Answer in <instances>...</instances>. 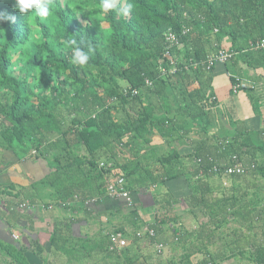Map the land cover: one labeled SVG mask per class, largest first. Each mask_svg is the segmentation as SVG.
Returning <instances> with one entry per match:
<instances>
[{"label":"trees","instance_id":"trees-1","mask_svg":"<svg viewBox=\"0 0 264 264\" xmlns=\"http://www.w3.org/2000/svg\"><path fill=\"white\" fill-rule=\"evenodd\" d=\"M100 2L53 0V15L40 19L19 13L15 0H0V12L16 17L15 23L0 22V161L5 149L17 155L35 150L46 157L55 169L38 182L42 186H35V195L50 188L44 206L53 203L71 213L55 223L48 253L35 238L28 246H7L2 254L16 264H30L29 250L44 264H58L55 255L61 251L67 255L62 264H155V253L158 264L226 259L264 264V183L257 184V179L264 181V123L255 134L242 121L228 118L212 85L214 68L190 62L227 48L238 52L234 60L264 71V47L251 46L264 41V0H117L118 8L132 3L127 16L101 12ZM170 27L182 41L175 72L165 57ZM184 27L189 28L186 34ZM69 37L88 54L84 67L72 64ZM225 41H230L227 47ZM125 86L139 91L125 95ZM191 133L199 137L193 152L183 155L178 142ZM234 155L245 173L214 170L215 164L222 169L232 165ZM101 161L124 172L125 186L136 197L133 208L125 212L127 205H121L108 217L121 219L112 233L128 237L124 246L114 245L104 228L86 236L73 230L82 209L90 216L91 202L111 196L108 179L114 174L110 167L101 168ZM181 177L189 193L179 198L166 182ZM143 190L154 202L149 224L140 215L138 193ZM182 203L183 212L198 221L195 229L175 210ZM231 221L239 225L224 231ZM220 240L229 251L212 248ZM156 242L166 248L177 244L183 254L162 259L165 252L156 250ZM150 248L155 250L150 253Z\"/></svg>","mask_w":264,"mask_h":264},{"label":"crops","instance_id":"crops-1","mask_svg":"<svg viewBox=\"0 0 264 264\" xmlns=\"http://www.w3.org/2000/svg\"><path fill=\"white\" fill-rule=\"evenodd\" d=\"M229 44L230 41H225L226 47ZM233 60L234 58L226 64L220 63L214 67L212 82L214 91L222 103V111L229 115L228 118L233 117L237 121L245 122V124L251 119L254 126L250 127L246 124L250 130H254L252 127L255 128L261 122L255 130L258 131L264 123V71L261 68L251 69L244 59ZM229 72L255 81L256 84L250 89L251 92L245 89L234 92L232 81L228 75ZM198 137L197 133H191L190 137L185 138L187 140L181 145L179 152L183 155L192 153L194 150L192 144ZM34 151L32 150L22 156V154L17 155L12 149H5L0 161V264H16L5 253L2 254L5 247L28 246L31 244V240L35 238L41 241L48 253L51 245V232L55 223L71 216V213L66 209L58 208V206H54L53 209L45 208L44 204L50 202V188L44 187L42 189L44 194L41 197L35 195V186H42L38 182L54 171L55 168L50 165L46 157L39 156L37 151ZM108 180L110 181L111 177ZM181 185H186V193H189V186L185 177L166 182V187L176 197H179ZM19 193H21L20 197L18 196ZM138 197L143 207L140 210L142 222L149 224L154 218L153 210L149 209V206L154 204L152 195L143 190L138 193ZM33 198L36 202L32 209L24 211L11 209L14 205L25 200L33 203ZM43 198L47 201H43ZM124 204V200L111 196L97 204L91 202L89 205L92 209L90 216H87L83 209L76 216L79 219L74 224V233L78 236L92 235L103 228L112 233L118 227L121 219L110 220V218L108 220V217L113 215L116 207ZM124 210L127 211L125 208ZM131 219L132 217L126 218V222H131ZM25 255L30 264H44L43 259L31 250ZM63 261L64 259H60L57 263L62 264Z\"/></svg>","mask_w":264,"mask_h":264},{"label":"built area","instance_id":"built-area-1","mask_svg":"<svg viewBox=\"0 0 264 264\" xmlns=\"http://www.w3.org/2000/svg\"><path fill=\"white\" fill-rule=\"evenodd\" d=\"M189 31V28L184 27L183 29V34L187 33ZM166 40L168 42V45L166 47V51H165V57L169 59V61L171 62V64L173 65V67L171 68V72H175L178 70V68L180 66H178V57L176 55V48L182 45V41L180 38V35L175 32L171 27L167 30L166 32ZM251 46L253 48H262L264 47V41L262 42H258V43H252ZM238 52L234 49H227V48H219L217 50L211 51L210 53L207 54L206 59L199 62V61H194L191 60L190 62L195 65V67L199 66V65H205L208 69H213L215 66H217L218 64L222 63V64H226L227 62H229L230 60H232L234 58V56L237 54ZM161 70L163 72V74H167L168 73V69L164 66H161ZM228 75L233 79L232 82V88L234 90V92H238L240 90L243 89H248V88H252L255 86L256 82L253 80H250L248 78H244L240 75L237 74H232V73H228ZM148 84H152V82L150 80H147ZM139 91V89L137 88H133L130 86H125L123 88V92L125 95H135L137 94ZM35 152V151H34ZM233 159V164L230 166H227L225 168H221V164H215L213 166L214 170L216 172L219 171H224V174H234V173H238V174H242L246 172V167L245 165L240 162V160H238V157L236 155L232 156ZM199 161H202V159H198ZM223 166V165H222ZM255 165L253 164L252 167H254ZM100 167L101 168H105L108 169L109 167L112 169L111 171V175L114 174L113 176H111V180L109 181V186H108V191H109V195H113V196H118V197H122L124 199H126V201L128 202V204L131 206V204L134 205V197L132 192L127 189V187L125 186L126 183V177L125 174L122 170L118 169V168H114L112 166V163L106 164L105 162H100ZM33 205L31 204V202L29 200H25L22 202H19L18 204L14 205L11 209L14 210H29L32 209ZM47 208V207H45ZM54 206L50 205L48 209H53ZM149 235L150 236H155L156 232L154 229H149L147 228ZM138 236H143V231H138L137 233ZM112 237V241L114 242V245L117 246H124L128 243V237L125 236L122 233H112L111 235ZM156 249L158 252L160 253H164L165 249H166V245L164 244V242H156Z\"/></svg>","mask_w":264,"mask_h":264},{"label":"clouds","instance_id":"clouds-1","mask_svg":"<svg viewBox=\"0 0 264 264\" xmlns=\"http://www.w3.org/2000/svg\"><path fill=\"white\" fill-rule=\"evenodd\" d=\"M13 7L21 14L31 13L30 15L34 17L45 19L53 15L55 5L53 4V0H15ZM98 7L103 13H107L111 10H116L118 14L127 16L131 11L133 5L132 3H128L126 6L118 8L117 0H101ZM32 10H35L34 13ZM8 20H10L12 23H15L16 17L14 15L9 16L3 12H0V22ZM66 45L72 48L74 52L72 64L79 65L80 67H84L85 65H87L89 56L88 54L82 52L78 46H76V39L69 37V39L66 41ZM91 51H93V49L89 48V52Z\"/></svg>","mask_w":264,"mask_h":264},{"label":"rangeland","instance_id":"rangeland-1","mask_svg":"<svg viewBox=\"0 0 264 264\" xmlns=\"http://www.w3.org/2000/svg\"><path fill=\"white\" fill-rule=\"evenodd\" d=\"M229 65H230V63H229ZM262 105V104H261ZM223 112V111H222ZM228 117V116H227ZM232 118V117H231ZM244 124H245V122H243ZM261 123V122H260ZM260 123L257 125V126H255V128H253L252 127V129H254L252 132H254L255 134H257L258 132H256L255 130L257 129V127L260 125ZM246 124L248 125V126H254V122L251 120V119H249V121H246ZM245 124V125H246ZM259 131V130H258ZM180 143H184V141L183 142H181V141H179L178 142V144H180ZM180 147H181V145H180ZM161 150L160 151H162V150H164V146H161V147H159ZM22 156H23V154H22ZM217 179H215V181H216ZM264 183V181H263V179H257V184H259V183ZM186 191H187V186L186 185H181V189H180V192L178 193L179 194V198L180 197H182V196H184V194L186 193ZM178 194H176L177 196H178ZM187 194V193H186ZM111 197H118V196H113V195H111ZM120 199H122V200H124V202H125V204L127 205V209L126 210H129V208L131 209V208H133L134 207V205L133 204H131V206L128 204V202L126 201V199H124V198H122V197H120ZM53 203H49V206L50 205H52ZM185 205V204H184ZM184 206H183V203L182 204H180L179 206H177V207H175V210L177 211V213L178 214H180V215H182V220H183V222H184V224L188 227V228H190V229H195L199 224H198V221L195 219V217L193 216V215H191V214H186V212H183V208ZM47 208H49V207H47ZM148 208V207H147ZM150 209V208H149ZM239 224L237 223V222H234V221H231L230 222V224L229 225H227V226H225L224 228H223V230L224 231H226V232H231V230L234 228V227H237ZM167 236H168V239L169 240H171L172 239V237H173V233H172V230H169L168 231V234H167ZM173 243V242H172ZM225 240H220L219 242H217L215 245H213L212 246V248L216 251V252H218V251H224V252H227V251H229V249H228V247H226V246H224L225 244ZM90 245H93V243L92 244H90ZM156 248V247H155ZM153 250H155L154 248H150L148 251H150V253L153 251ZM157 250V249H156ZM64 254V252H62L61 251V254H58V256L57 255H55L56 257H57V262L62 258V259H66L67 258V255L65 256V255H63ZM183 254V249H182V247H180L179 245H177V244H174V245H169L167 248H166V250H165V253H164V257H162V259H165V260H167V259H169V258H171V257H176V258H180L181 257V255ZM157 256V254L155 253V254H153V255H151V259H152V261L155 263V264H158V262L160 261V259H159V257H156ZM68 257H69V255H68ZM56 259V258H55ZM219 264H236V260L235 259H226V260H223V261H221Z\"/></svg>","mask_w":264,"mask_h":264}]
</instances>
